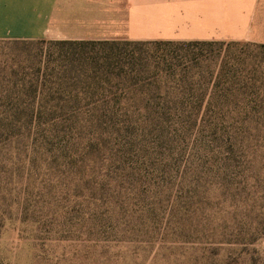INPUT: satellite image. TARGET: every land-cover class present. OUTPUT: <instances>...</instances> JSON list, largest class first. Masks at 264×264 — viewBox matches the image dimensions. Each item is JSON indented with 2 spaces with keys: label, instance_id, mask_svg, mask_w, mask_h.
<instances>
[{
  "label": "rangeland",
  "instance_id": "rangeland-1",
  "mask_svg": "<svg viewBox=\"0 0 264 264\" xmlns=\"http://www.w3.org/2000/svg\"><path fill=\"white\" fill-rule=\"evenodd\" d=\"M46 41L0 40V264H264V84L240 81L264 50L232 48L227 101L182 69L177 89L40 117L24 90Z\"/></svg>",
  "mask_w": 264,
  "mask_h": 264
},
{
  "label": "crops",
  "instance_id": "crops-1",
  "mask_svg": "<svg viewBox=\"0 0 264 264\" xmlns=\"http://www.w3.org/2000/svg\"><path fill=\"white\" fill-rule=\"evenodd\" d=\"M0 40L264 45V0H0Z\"/></svg>",
  "mask_w": 264,
  "mask_h": 264
},
{
  "label": "trees",
  "instance_id": "trees-1",
  "mask_svg": "<svg viewBox=\"0 0 264 264\" xmlns=\"http://www.w3.org/2000/svg\"><path fill=\"white\" fill-rule=\"evenodd\" d=\"M34 41L44 45L48 43L46 40ZM55 43L59 49L54 55L46 53L45 57L41 54V59L37 57L39 67L35 76L29 78L30 81L35 82L34 88L24 90L31 94L33 101L40 102V107L35 108L40 117L46 112L57 113L58 106L62 107L61 110L64 112H68L64 108V103L70 107L71 113L78 115L83 110L89 111L92 107L97 109L99 105L111 101L120 91L123 92L127 88L134 87V92L143 94L145 86H162L168 77L174 79L173 83L177 85L174 89H177L181 82L178 71L182 69H184V78L188 80L195 78L209 80L212 84L210 99L227 101L231 93L223 92V85L228 82L234 83L239 74L236 72L234 75L231 70L238 60L233 55L232 48L239 45H255L264 50V45L219 41H56ZM124 45L134 46L136 49L133 53L130 51V54H127L119 49ZM201 46L221 48L219 51L202 50L196 53L195 50ZM203 64L210 68L209 73L205 75L198 72V75L196 73L194 75L191 72ZM245 74L240 81L251 82L253 87L264 84L263 71L257 76L252 72ZM132 79L133 82L129 87L118 89L119 84ZM25 80L27 79H21V81ZM195 110L201 112L202 104ZM35 113L33 109L31 118H35Z\"/></svg>",
  "mask_w": 264,
  "mask_h": 264
}]
</instances>
